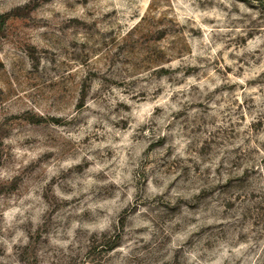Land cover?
<instances>
[{"label":"rangeland","instance_id":"374dc122","mask_svg":"<svg viewBox=\"0 0 264 264\" xmlns=\"http://www.w3.org/2000/svg\"><path fill=\"white\" fill-rule=\"evenodd\" d=\"M0 264H264V0H0Z\"/></svg>","mask_w":264,"mask_h":264}]
</instances>
